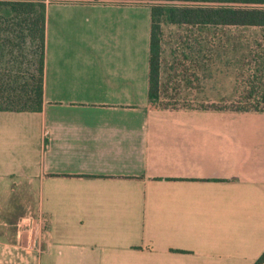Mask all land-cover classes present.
I'll list each match as a JSON object with an SVG mask.
<instances>
[{"label":"crops","instance_id":"crops-1","mask_svg":"<svg viewBox=\"0 0 264 264\" xmlns=\"http://www.w3.org/2000/svg\"><path fill=\"white\" fill-rule=\"evenodd\" d=\"M76 3L47 6L42 111L0 112V264H254L264 112L198 106L226 99L191 43H163L151 103L133 4L99 30Z\"/></svg>","mask_w":264,"mask_h":264},{"label":"trees","instance_id":"trees-1","mask_svg":"<svg viewBox=\"0 0 264 264\" xmlns=\"http://www.w3.org/2000/svg\"><path fill=\"white\" fill-rule=\"evenodd\" d=\"M53 2L101 4L153 3L150 24L149 100L159 102L164 30L186 28L215 30L249 28L261 34L255 68L237 77V97L231 104H212L202 109L264 112V0H0V58L6 56L8 38L19 34L38 51L35 69L0 67V112H40L44 104L47 6ZM8 47H10L8 45ZM2 64V63H1ZM3 65V64H2ZM247 75V76H246ZM254 264H264V252Z\"/></svg>","mask_w":264,"mask_h":264},{"label":"rangeland","instance_id":"rangeland-1","mask_svg":"<svg viewBox=\"0 0 264 264\" xmlns=\"http://www.w3.org/2000/svg\"><path fill=\"white\" fill-rule=\"evenodd\" d=\"M75 5L79 6L77 12L83 14L84 28L104 30L110 27L108 26L109 20L113 19L114 15L116 16L113 12H119V10L113 11L111 9L113 6H105L106 4L101 3L78 2ZM151 5L153 3L143 2L128 6V11L136 13L138 17L140 40L144 32L148 34L150 31L151 10L149 6ZM100 20L103 24L100 23ZM260 34L258 30L249 28H218L206 31L191 28H167L164 30L163 43L166 45L191 43L198 46L200 68L208 67V63L209 66H212L214 63V66L210 68V70L213 69V76L209 77L215 83L214 96L225 97L226 100L219 104L228 105L235 101L238 95L236 92L237 77L240 75L239 81L243 85L245 74L255 68L254 60L258 51L255 41ZM7 39L6 56L0 58V67L6 66V68L14 69L17 67L23 71L34 70L38 57L35 47L22 39L19 34L7 37ZM212 104L200 103L198 106Z\"/></svg>","mask_w":264,"mask_h":264},{"label":"built area","instance_id":"built-area-1","mask_svg":"<svg viewBox=\"0 0 264 264\" xmlns=\"http://www.w3.org/2000/svg\"><path fill=\"white\" fill-rule=\"evenodd\" d=\"M38 250H39V252L41 253V247H40V245H38Z\"/></svg>","mask_w":264,"mask_h":264}]
</instances>
